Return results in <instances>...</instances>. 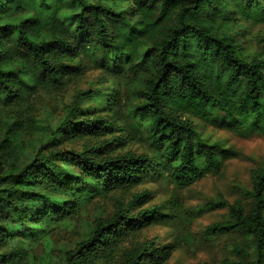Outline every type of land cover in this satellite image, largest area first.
Returning <instances> with one entry per match:
<instances>
[{"label": "trees", "instance_id": "16d2710c", "mask_svg": "<svg viewBox=\"0 0 264 264\" xmlns=\"http://www.w3.org/2000/svg\"><path fill=\"white\" fill-rule=\"evenodd\" d=\"M241 19L264 22V0H0V111L25 109L38 92L62 88L81 74V57L90 51L115 76L135 65L149 74L133 112L139 123L126 136L115 135L122 130L115 116L119 89L90 86L77 93L55 132L61 131L57 138L90 143L80 151L58 149L48 156L39 151L18 172L12 167L0 173V244L27 230L19 203L26 186L110 192L138 186L163 169L176 186L187 187L219 172L236 152L204 137L188 115L264 134V58L247 57L228 31ZM88 101L93 103L80 106ZM16 124L15 118L6 121L1 164L19 158L12 136ZM132 140L145 142L155 155L122 151ZM246 196L247 207L220 198L203 208L229 210L228 220L207 227L208 235L239 232L250 239L253 253L238 245L235 253L242 259L225 264H264V165L252 170ZM151 199L144 190L128 203L114 201L112 214L96 218L87 237L65 253L66 264H95L124 241L129 246L119 264L167 261L173 246L157 245L155 238L140 241L143 229L175 216L157 205L146 207ZM5 264L24 263L11 258Z\"/></svg>", "mask_w": 264, "mask_h": 264}, {"label": "rangeland", "instance_id": "374dc122", "mask_svg": "<svg viewBox=\"0 0 264 264\" xmlns=\"http://www.w3.org/2000/svg\"><path fill=\"white\" fill-rule=\"evenodd\" d=\"M228 31L233 33L247 57L264 58V22L232 21ZM92 51L80 60L81 74L72 78L68 84L57 90L40 91L34 95L27 108L13 107L0 111V142L7 135L6 121L17 119L12 128L16 138L19 158L0 163V173L14 167L18 172L30 163L39 151L51 155L58 149L80 151L91 139L68 140L55 132L70 115L77 93L93 86L119 89L117 113L119 130L115 135H127L130 125L138 122L134 110L142 102L141 91L146 87L149 74L139 67L130 66L119 75L101 68L95 63ZM93 102L80 103V106ZM98 112V109L93 111ZM113 116V115H112ZM210 141H220L226 148L236 152L224 159L222 169L209 173L187 187L176 186L163 169H155L144 181L131 189L110 192H95L91 186L84 189L68 187L59 189L46 186H26L25 195L19 203L23 205L27 230L14 232L10 240L0 244V264L11 258L23 260L24 264H66L65 253L87 237L98 217L111 215L114 201H130L133 193L148 190L152 199L145 206L157 205L175 216L145 228L140 233V241L156 239L157 245L168 244L174 247L171 257L162 264H225L226 261H239L235 247L246 245L253 253L250 239L239 232L223 235H208L207 227L229 219L227 207L205 210L209 201L222 198L229 203L236 200L247 207L250 199L246 193L251 185V172L264 165V134L248 133L244 130H231L216 127L194 116H187ZM55 139V143L52 140ZM130 150L136 154L154 156V152L141 140H132L122 151ZM51 160H54L51 158ZM59 166L63 163H59ZM75 205V207H74ZM56 207V212H50ZM49 213V215H47ZM129 246L128 241L110 254L98 259L95 264H119L122 251ZM252 259V257H250Z\"/></svg>", "mask_w": 264, "mask_h": 264}]
</instances>
